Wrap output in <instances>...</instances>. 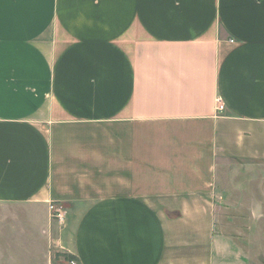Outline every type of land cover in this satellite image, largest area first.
<instances>
[{
	"label": "crops",
	"instance_id": "0c3cea01",
	"mask_svg": "<svg viewBox=\"0 0 264 264\" xmlns=\"http://www.w3.org/2000/svg\"><path fill=\"white\" fill-rule=\"evenodd\" d=\"M258 190L264 0H0V264H216Z\"/></svg>",
	"mask_w": 264,
	"mask_h": 264
},
{
	"label": "rangeland",
	"instance_id": "374dc122",
	"mask_svg": "<svg viewBox=\"0 0 264 264\" xmlns=\"http://www.w3.org/2000/svg\"><path fill=\"white\" fill-rule=\"evenodd\" d=\"M253 194V198L220 199L215 235L220 238L221 252L216 264H264V193ZM64 211L63 223L52 217L63 227L68 219L67 209ZM58 252L55 248L54 255Z\"/></svg>",
	"mask_w": 264,
	"mask_h": 264
},
{
	"label": "built area",
	"instance_id": "2783aa9c",
	"mask_svg": "<svg viewBox=\"0 0 264 264\" xmlns=\"http://www.w3.org/2000/svg\"><path fill=\"white\" fill-rule=\"evenodd\" d=\"M225 108L224 102L221 99H217V110L222 112ZM53 217L56 218L59 222L63 223L66 218V213L63 208H60L56 204H51L50 206Z\"/></svg>",
	"mask_w": 264,
	"mask_h": 264
},
{
	"label": "trees",
	"instance_id": "16d2710c",
	"mask_svg": "<svg viewBox=\"0 0 264 264\" xmlns=\"http://www.w3.org/2000/svg\"><path fill=\"white\" fill-rule=\"evenodd\" d=\"M67 260L74 261V257L70 254H62Z\"/></svg>",
	"mask_w": 264,
	"mask_h": 264
}]
</instances>
